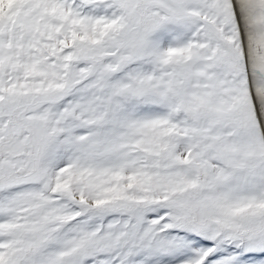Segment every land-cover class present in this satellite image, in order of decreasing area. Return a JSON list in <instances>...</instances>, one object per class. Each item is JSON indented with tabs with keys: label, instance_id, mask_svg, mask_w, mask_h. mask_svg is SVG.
<instances>
[{
	"label": "snow or ice",
	"instance_id": "1",
	"mask_svg": "<svg viewBox=\"0 0 264 264\" xmlns=\"http://www.w3.org/2000/svg\"><path fill=\"white\" fill-rule=\"evenodd\" d=\"M0 264H264V0H0Z\"/></svg>",
	"mask_w": 264,
	"mask_h": 264
}]
</instances>
